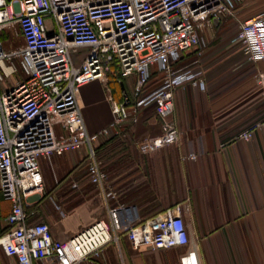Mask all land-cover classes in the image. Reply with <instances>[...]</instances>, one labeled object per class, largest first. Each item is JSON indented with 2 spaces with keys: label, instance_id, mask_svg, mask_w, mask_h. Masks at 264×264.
<instances>
[{
  "label": "built area",
  "instance_id": "1",
  "mask_svg": "<svg viewBox=\"0 0 264 264\" xmlns=\"http://www.w3.org/2000/svg\"><path fill=\"white\" fill-rule=\"evenodd\" d=\"M240 0H0V32L16 27L23 46L6 52L0 37V68L19 62L23 81L0 88V196L9 202L7 231L0 253L9 264H78L98 257L109 243L124 236L132 250L187 248L180 264H198L189 249L183 208L175 205L148 220L131 207H109L115 193L106 187L108 175L95 156L101 139H119L140 155L179 141L172 120L173 93L185 85L204 90L200 73L175 69L173 63L200 46L198 31L213 21L234 15ZM234 43L247 61H264V12L240 23ZM115 64L121 78H133L131 99H114L107 75ZM162 82L146 94L151 68ZM255 82L264 100V74ZM3 77L0 73V85ZM103 84L111 122L97 133L85 127L78 101L80 89ZM154 106L159 135L129 139L126 126L136 125L140 110ZM65 136L57 138L55 127ZM264 131V121L241 132L249 142ZM84 148L90 183L102 194L107 220L96 221L63 241L52 239L45 223L27 225L23 208L28 197H40L44 183L39 160ZM188 155L183 160H195ZM77 185L73 184L72 188Z\"/></svg>",
  "mask_w": 264,
  "mask_h": 264
},
{
  "label": "crops",
  "instance_id": "2",
  "mask_svg": "<svg viewBox=\"0 0 264 264\" xmlns=\"http://www.w3.org/2000/svg\"><path fill=\"white\" fill-rule=\"evenodd\" d=\"M263 12L264 0H240L234 15L198 31L200 46L182 55L179 68L200 73L204 90L185 85L173 93L171 118L179 141L147 155L128 147L121 163L107 174L106 187L116 195L107 205L131 207L140 220L181 205L189 249L198 264H264V131H257L249 142L237 140L241 132L264 121V100L254 78L257 72L264 74V61H247L240 45L233 42L236 24ZM10 31L14 43L3 44L6 52L23 46L17 26ZM2 33L7 38L5 30ZM14 63L1 65L5 76L1 90L26 78ZM161 82L162 74L153 66L146 94ZM127 87L132 93L131 83ZM78 101L89 133L110 124L102 82L84 85ZM125 129L129 139H143L159 135L161 124L154 111L145 108L138 123ZM54 131L57 138L65 136L58 126ZM188 155L196 159L183 160ZM39 166L44 192L24 202L27 225L45 223L52 239L63 241L96 221L107 220L105 200L89 181L84 148L41 158ZM9 212V202L0 196V232L8 228ZM185 249L134 251L121 236L98 257L78 264H173L168 257ZM9 262L0 253V264Z\"/></svg>",
  "mask_w": 264,
  "mask_h": 264
},
{
  "label": "trees",
  "instance_id": "3",
  "mask_svg": "<svg viewBox=\"0 0 264 264\" xmlns=\"http://www.w3.org/2000/svg\"><path fill=\"white\" fill-rule=\"evenodd\" d=\"M183 56H181L180 60L173 63V67L175 69H180L179 67L182 66L180 63L182 62ZM108 78V85L112 91V94L114 98L121 102L123 101V93L127 95L129 99H131V93L128 90V83L127 80L129 78H121L119 71L115 64H112L111 71L107 75ZM133 84V80L131 81V86ZM121 85L124 88V91L121 89ZM151 108L152 111H154V106L150 105L146 107V109ZM145 108H142L140 110V113ZM155 114V111H154ZM128 149V146L121 142L119 139L111 138V139H101L99 142L95 144V156L97 161L101 163V168L104 170L107 174L109 173V170L116 164L121 163L122 160V153L123 151H126ZM7 229L0 232V236H2Z\"/></svg>",
  "mask_w": 264,
  "mask_h": 264
},
{
  "label": "rangeland",
  "instance_id": "4",
  "mask_svg": "<svg viewBox=\"0 0 264 264\" xmlns=\"http://www.w3.org/2000/svg\"><path fill=\"white\" fill-rule=\"evenodd\" d=\"M239 25H240V23L237 25L236 24V27H238V29H239ZM15 29V28H14ZM237 32H238V30H237ZM5 33H6V35H7V38H4V33H2V32H0V36H1V38L3 39L2 40V42H3V44H4V46L5 45H9L10 43H14V36H13V33L10 31V28H6L5 29ZM237 34V33H236ZM16 40V39H15ZM20 41V43H21V40H19L18 39V42ZM19 44V43H18ZM14 67H16V69L18 70V69H20L19 67V62L18 61H16L15 63H14ZM0 73H1V76L3 77V78H5V76H4V73H3V71L2 70H0ZM133 80V78L132 77H130L128 80H127V83H131V81ZM179 249H181V248H176L175 250H179ZM187 252V249H185V250H180V251H177V252H173L169 257H168V259H171V261H172V263L173 264H180V257L183 255V254H185Z\"/></svg>",
  "mask_w": 264,
  "mask_h": 264
},
{
  "label": "water",
  "instance_id": "5",
  "mask_svg": "<svg viewBox=\"0 0 264 264\" xmlns=\"http://www.w3.org/2000/svg\"><path fill=\"white\" fill-rule=\"evenodd\" d=\"M121 89H122V91H124V88H123V86L121 85ZM125 95V94H124Z\"/></svg>",
  "mask_w": 264,
  "mask_h": 264
}]
</instances>
